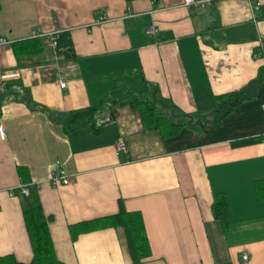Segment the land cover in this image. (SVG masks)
Returning <instances> with one entry per match:
<instances>
[{
    "label": "crops",
    "instance_id": "1",
    "mask_svg": "<svg viewBox=\"0 0 264 264\" xmlns=\"http://www.w3.org/2000/svg\"><path fill=\"white\" fill-rule=\"evenodd\" d=\"M260 2L253 12L246 0L205 8L181 0H0V37L12 41L0 45V91L11 83L20 100V82L46 109L11 98L0 108V256L33 257L25 183L40 198L63 264H243L244 253L248 264H264V189L260 198L256 187L264 186V83L222 119L215 100L249 86L264 66ZM102 14L108 21L96 24ZM64 33L71 52L46 37L59 42ZM28 39L38 52L14 46ZM134 100H155L186 126L163 138L144 127ZM91 108L92 121L78 127L70 116H51ZM58 161L68 184L49 182ZM218 193L230 202L228 229L213 215ZM122 207L142 214L149 257L138 256L124 228L72 237L71 226Z\"/></svg>",
    "mask_w": 264,
    "mask_h": 264
},
{
    "label": "trees",
    "instance_id": "2",
    "mask_svg": "<svg viewBox=\"0 0 264 264\" xmlns=\"http://www.w3.org/2000/svg\"><path fill=\"white\" fill-rule=\"evenodd\" d=\"M33 39H28L23 42L15 43L14 46L24 45L26 50L31 53L38 52L32 49L34 44ZM64 48H72V41L66 37L64 33L60 36V41L58 42V49L62 50ZM68 52H71V50ZM260 55L264 57V43L263 47L259 48ZM264 83V66L259 68L258 78L255 79L253 83L234 93L217 95L215 96L216 107L220 111V119L224 118L226 115L230 114L236 107H238L246 99H250L252 93H248L249 87L260 86ZM17 86L21 87L24 95L18 100L17 95L11 92V83H8L3 91H0V108L4 102L10 98L13 100H18L24 102L31 110H44L46 109L40 104L36 103L30 93L24 89L20 82L15 83ZM132 108L138 110L141 114L144 127L149 130H158L162 134L163 138H169L177 135L186 124L180 121H174L167 113L163 112L155 100H134L131 103ZM96 108L86 109L82 111H77L72 114H62L52 112L51 116L57 119L58 122L64 123L67 116H70L71 121H77L79 126L80 123L92 121ZM90 128L94 133H98L100 127H95L94 123L89 124ZM22 173V170H21ZM24 182L29 183L26 179ZM257 192L260 198L261 190L264 186L261 185L262 181H256ZM23 205V215L25 226L28 232L31 249L33 252V257L29 262L19 261L13 254L0 256V264H63L57 257L53 239L50 232L49 220L44 214L40 198L37 192L31 188V192ZM229 209L230 202L225 194L218 193L214 196V201L212 205L213 215L216 219L221 221L225 229L229 228ZM105 227H120L126 229L131 240L135 246L138 256L141 259L149 257L151 255V249L149 240L146 235L145 223L143 216L140 212L127 211L125 208L122 209L115 215H109L106 217H101L91 221H85L80 224L70 227V232L73 238L78 234L83 232H89Z\"/></svg>",
    "mask_w": 264,
    "mask_h": 264
},
{
    "label": "built area",
    "instance_id": "3",
    "mask_svg": "<svg viewBox=\"0 0 264 264\" xmlns=\"http://www.w3.org/2000/svg\"><path fill=\"white\" fill-rule=\"evenodd\" d=\"M153 3L156 2L157 0H152ZM182 1V6L186 7V8H205V7H209L212 6L218 2L221 1H233V0H181ZM248 2V4L250 5V8L253 12L258 11L260 9L261 6V2L260 0H246ZM108 21V17L106 14H102L96 21V24H102L104 22ZM148 32H154V29H149ZM45 35V34H43ZM40 35V36H43ZM38 35L34 34L33 38H37ZM46 37L49 40L50 45L57 47L58 46V36L54 35V34H49L46 35ZM12 41L7 40L6 38L0 37V45H6V44H11ZM261 45L263 47V44L261 42ZM60 85L61 87H65L66 86V81L65 80H61L60 81ZM1 91H3V89H1ZM0 136L2 139L6 138V134L5 131L3 129V127L0 126ZM117 148L119 150L122 151H126L127 150V146L125 144V142L123 140H119L117 143ZM49 182L52 185H57L59 183L61 184H68L69 183V177L66 174V172L63 170V168L60 166L59 161L57 162V168L56 170L53 172L51 178L49 179ZM35 186H37L39 188V184H35ZM19 190L21 192L22 195H29L30 191H31V184H25V183H21V185H19ZM249 261V254L248 253H244L242 255V263L243 264H248Z\"/></svg>",
    "mask_w": 264,
    "mask_h": 264
},
{
    "label": "rangeland",
    "instance_id": "4",
    "mask_svg": "<svg viewBox=\"0 0 264 264\" xmlns=\"http://www.w3.org/2000/svg\"><path fill=\"white\" fill-rule=\"evenodd\" d=\"M215 112H213L209 117H208V119H209V122L211 121L212 123L214 122V121H216V119L218 118V112H217V109L216 110H214ZM215 119V120H214ZM208 122H205L204 124H207Z\"/></svg>",
    "mask_w": 264,
    "mask_h": 264
}]
</instances>
